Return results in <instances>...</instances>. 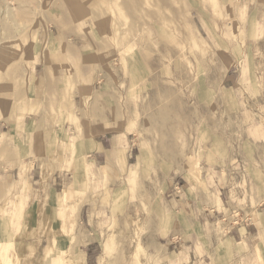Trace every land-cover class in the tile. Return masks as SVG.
Masks as SVG:
<instances>
[{
	"label": "crops",
	"instance_id": "1",
	"mask_svg": "<svg viewBox=\"0 0 264 264\" xmlns=\"http://www.w3.org/2000/svg\"><path fill=\"white\" fill-rule=\"evenodd\" d=\"M252 2L256 8L249 4L244 9L245 2L231 14L226 9L218 15L216 8L205 13L209 16L207 31L216 34V48L224 42L242 53L217 56L216 63L224 70L220 73L221 87L210 92L208 112L213 115L204 126L206 132L197 135L196 145L187 148L185 155H162L161 159L172 165L152 168L154 178L148 185L137 183L142 175L138 168L141 150L148 143L140 136L136 122L124 117L126 110H133L121 104V91L112 95V106L105 93L95 91L87 113L83 110L71 118L64 109L61 125L57 108L36 97L29 110L11 124L13 142L3 131L7 125L4 116L0 117L1 233L17 240L25 217H30L28 224L34 227L49 217V221H56L59 234L51 239L63 237L69 244L86 242L80 243V264H97L106 252L96 242L109 240L108 234L119 230L122 221L119 215L111 214L110 210L117 208L115 202L83 200V191L81 200L68 199L79 193L74 183H66L74 175L71 167L83 161L98 178L112 165V173L123 178L127 192L140 189L144 193V201L129 204V216L133 224L148 225L150 233L144 240L155 245L153 255L160 264L172 260L171 264H264V171L258 163L264 156L258 150L247 156L246 151L248 146H264V0ZM213 22H221L220 30ZM193 31L202 30L194 24ZM252 49L256 53L250 52ZM251 64L257 65L255 79L263 84L259 91L248 94L243 85L241 89L236 84L254 80L246 67ZM37 67V60L30 63L24 75L38 83L36 88L45 81L38 77ZM218 97L224 102L217 104ZM12 126L20 132H11ZM254 156L253 164L250 158ZM99 186L95 187L101 191ZM141 209L144 212L137 213ZM237 209L243 211L247 222L235 227L218 222L221 215Z\"/></svg>",
	"mask_w": 264,
	"mask_h": 264
},
{
	"label": "rangeland",
	"instance_id": "2",
	"mask_svg": "<svg viewBox=\"0 0 264 264\" xmlns=\"http://www.w3.org/2000/svg\"><path fill=\"white\" fill-rule=\"evenodd\" d=\"M245 2L244 9L249 4L256 8L252 0H0V117L7 122L3 131L11 141V124L29 110L36 97L57 108L61 125L65 113L71 118L83 110L87 113L95 91L105 93L110 106L114 104V92L121 91V104L133 110H126L124 117L136 122L140 136L148 143L141 150L138 168L142 175L137 183L150 184L152 168L172 165L163 161L162 155H185L197 135L206 132L205 125L213 115L208 112L210 92L221 87L220 73L224 70L216 63L217 56L242 53L224 42L216 48V34L207 31L209 16L205 13L216 8L218 15L226 9L231 14ZM194 24L200 27V33L193 31ZM212 24L220 30L221 22ZM36 60L37 75L45 79L37 88L34 84L38 83L24 76ZM246 67L254 80L236 86L243 85L248 94L257 92L263 84L255 79L257 65ZM216 102L221 104L224 98L218 97ZM64 109L68 111L64 113ZM16 129L12 126L11 132L21 130ZM249 148L247 156L255 150L264 156V146ZM250 160L254 164L255 156ZM258 163L264 171V160ZM111 168L98 178L95 170L78 161L71 167L73 177L66 182L79 187L78 195L72 194L69 200H81L83 195V200H104L117 206L110 211L114 217H121L122 224L108 234L109 240L96 242L106 252L97 264H160L153 255L155 245L144 240L150 233L148 225L133 224L129 216V204L144 201V193L140 189L127 192L123 178L114 176ZM233 212L243 221L241 209L221 218L229 219ZM44 220L34 227L28 224L30 217H25L17 240L1 233L0 226V264H80V243L86 242L69 244L63 237L51 239L59 236L56 221H49V217Z\"/></svg>",
	"mask_w": 264,
	"mask_h": 264
},
{
	"label": "built area",
	"instance_id": "3",
	"mask_svg": "<svg viewBox=\"0 0 264 264\" xmlns=\"http://www.w3.org/2000/svg\"><path fill=\"white\" fill-rule=\"evenodd\" d=\"M220 222L223 224L225 223L227 225V223H229L231 226H237L239 225L240 223L242 222H245V221H241L240 220V214L239 213H236V212H233L231 215H230V218L228 219L227 217H222L220 219Z\"/></svg>",
	"mask_w": 264,
	"mask_h": 264
},
{
	"label": "bare ground",
	"instance_id": "4",
	"mask_svg": "<svg viewBox=\"0 0 264 264\" xmlns=\"http://www.w3.org/2000/svg\"><path fill=\"white\" fill-rule=\"evenodd\" d=\"M143 40V39H142ZM243 221H245V219H243Z\"/></svg>",
	"mask_w": 264,
	"mask_h": 264
}]
</instances>
